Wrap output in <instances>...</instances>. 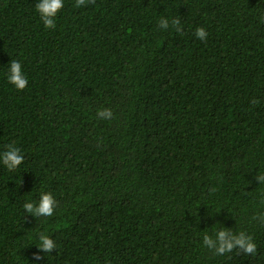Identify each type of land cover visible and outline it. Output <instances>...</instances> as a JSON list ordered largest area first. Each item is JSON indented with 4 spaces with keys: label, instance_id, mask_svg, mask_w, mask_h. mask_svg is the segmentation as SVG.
<instances>
[{
    "label": "trees",
    "instance_id": "1",
    "mask_svg": "<svg viewBox=\"0 0 264 264\" xmlns=\"http://www.w3.org/2000/svg\"><path fill=\"white\" fill-rule=\"evenodd\" d=\"M37 2L0 0V264H264V0H64L54 29ZM223 227L256 255L206 248Z\"/></svg>",
    "mask_w": 264,
    "mask_h": 264
},
{
    "label": "clouds",
    "instance_id": "2",
    "mask_svg": "<svg viewBox=\"0 0 264 264\" xmlns=\"http://www.w3.org/2000/svg\"><path fill=\"white\" fill-rule=\"evenodd\" d=\"M88 0H76L75 7L79 8L84 6ZM95 3V0H90ZM64 7V0H38L36 9L40 13L41 19L46 28H55V17L58 12ZM264 20V17H262ZM171 26L178 32L183 31L181 20L179 17L171 20ZM160 27L167 29L169 27L168 19H161ZM196 37L200 40H206L208 33L204 27H199L195 33ZM8 71V81L12 83L18 90H23L28 86V79L23 72L22 64L19 60H11ZM256 103L257 101H253ZM97 116L101 119H111L113 112L108 108L100 109ZM0 159L9 171L17 169L24 161V156L21 149L11 144L7 146V150L0 153ZM257 180L260 184H264V174H258ZM25 212L38 217H51L53 216L57 207V200L51 192L41 191L38 202H25L23 205ZM253 219H258L264 223V213H259ZM203 245L212 250L215 255H225L236 251L238 254L251 255L254 257L257 252V244L252 235L244 230L238 232L233 231L231 228L223 227L217 230L214 235L205 233L203 235ZM57 245L55 240L46 232L39 235L38 248L49 253L56 249ZM39 259V256H37Z\"/></svg>",
    "mask_w": 264,
    "mask_h": 264
}]
</instances>
